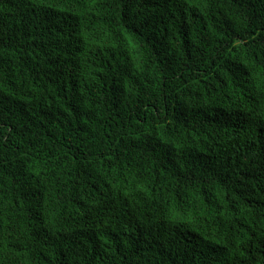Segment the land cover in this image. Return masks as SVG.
Listing matches in <instances>:
<instances>
[{
  "label": "trees",
  "instance_id": "obj_1",
  "mask_svg": "<svg viewBox=\"0 0 264 264\" xmlns=\"http://www.w3.org/2000/svg\"><path fill=\"white\" fill-rule=\"evenodd\" d=\"M0 264H264V0H0Z\"/></svg>",
  "mask_w": 264,
  "mask_h": 264
}]
</instances>
